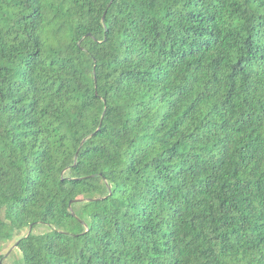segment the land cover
I'll list each match as a JSON object with an SVG mask.
<instances>
[{
    "label": "trees",
    "instance_id": "1",
    "mask_svg": "<svg viewBox=\"0 0 264 264\" xmlns=\"http://www.w3.org/2000/svg\"><path fill=\"white\" fill-rule=\"evenodd\" d=\"M16 237L264 264V0H0V264Z\"/></svg>",
    "mask_w": 264,
    "mask_h": 264
},
{
    "label": "rangeland",
    "instance_id": "2",
    "mask_svg": "<svg viewBox=\"0 0 264 264\" xmlns=\"http://www.w3.org/2000/svg\"><path fill=\"white\" fill-rule=\"evenodd\" d=\"M44 227V226H42ZM42 227L38 229H42ZM41 231V230H39ZM18 237L14 238L12 241L6 243L3 247L4 261L3 264H24L23 255L19 249L16 247L15 241Z\"/></svg>",
    "mask_w": 264,
    "mask_h": 264
},
{
    "label": "water",
    "instance_id": "3",
    "mask_svg": "<svg viewBox=\"0 0 264 264\" xmlns=\"http://www.w3.org/2000/svg\"><path fill=\"white\" fill-rule=\"evenodd\" d=\"M84 141H85V140H84ZM84 141H83V142H84ZM76 159H77V157H76ZM91 200H93V199H91ZM71 203H72V202H71ZM32 228H33V224L29 227V231H28V233H27L26 236H29V235H30ZM1 264H3V263H2V260H1Z\"/></svg>",
    "mask_w": 264,
    "mask_h": 264
}]
</instances>
